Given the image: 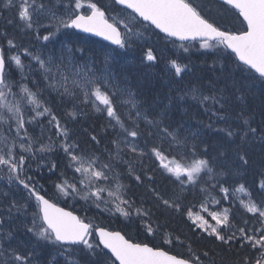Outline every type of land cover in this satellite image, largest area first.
I'll return each instance as SVG.
<instances>
[{
  "label": "snow or ice",
  "instance_id": "snow-or-ice-1",
  "mask_svg": "<svg viewBox=\"0 0 264 264\" xmlns=\"http://www.w3.org/2000/svg\"><path fill=\"white\" fill-rule=\"evenodd\" d=\"M114 2L123 6L124 10H130L128 19L109 17L97 3H90V11L85 13L81 11V0H74V3L68 0L63 12L52 0H0V8L13 14L12 18L0 16V19L8 25L22 24V32L31 34L34 30L37 41L42 39L53 44L51 49L48 44L41 46L47 49L46 52L33 53L29 47L17 45L7 32L0 37L6 40L9 52L19 48L30 58V62L35 61L43 80L47 81L44 88L39 87L40 80L33 81L36 91L27 84H17L9 78L11 74L8 70L12 64L23 69L21 55L8 56L0 48V126H7V135L0 136V170L7 169L9 184L15 183L28 193L25 203L10 192L0 193V264H38L36 249L40 246L39 241H47L56 249L47 264H59L57 256H66L67 264H205L206 261L207 264H218L215 254L209 250L192 254L187 259L180 258L159 246L136 242L121 231L94 226L85 222L86 218L46 199L35 177L28 175L32 170L31 162L39 161L37 169L47 167L39 154L51 153L53 149V143L42 142V137L33 138L28 132V125L41 116L49 118L48 124L56 132V138H63L60 147L67 159L66 169H71L73 173L71 180L61 173L55 188L64 196L79 195L86 202L91 201L101 212H118L129 219L134 217L152 236L165 227L154 217L183 211L185 185L197 183L202 173L207 174L209 179L224 175L215 171L212 166L214 160H220L222 168H229L233 162L237 167H247L258 151L261 168L257 175L261 177L259 190L262 198L259 202L251 198L247 202L241 201L246 212L253 214L254 225L249 227L245 220L238 226L230 219L227 209L222 214L210 213L215 224H209L203 216H198L193 223L222 245L230 246L238 242L244 250L243 255L238 252L231 261L226 262L221 257L219 264H264V0H208L209 11L212 6H219V19L210 18L203 5L194 6L192 0ZM233 19L239 27L234 24L228 27ZM42 20L49 21L48 25L41 24ZM141 22L179 41H199L201 49L222 47L230 50L229 56L233 58L231 65L223 64L218 75L206 85H194L190 89L193 99H199L202 105L211 102V108L215 109L211 115L224 124V127L216 129L223 136L212 146L215 151L213 157L206 158L209 157V145L199 138V131L190 135L188 128L170 118L167 106L156 113L155 100L149 102L145 98L137 101L134 94L128 91V98L120 103L131 104L136 109L135 117H130L133 119L132 127H125L120 119L117 96L125 93L115 89L112 83L114 76L109 71L112 66L109 60L114 63L121 56L119 49H131L142 38L135 28ZM53 27L55 31L50 30ZM61 29L93 33L116 48L78 49L71 34L65 33L63 38L57 35ZM40 31L46 34L41 37ZM65 40L68 42L65 43ZM56 44H59L58 48ZM77 51L89 52L90 56L76 57ZM144 59L156 60L151 48ZM170 64L177 75L187 68L176 60H171ZM17 87L18 91H14ZM205 88L210 91L209 95L204 94ZM48 89L58 94L61 103L72 105L71 110H65V116L73 120L82 115L81 108L106 113L110 123L115 120L124 136L122 141H111L116 146V152L105 149L108 156L103 158L96 152L81 149L79 142L70 143V129L61 123V117L49 106V101L42 98ZM257 97L260 100L258 106L249 103ZM205 111H210L209 107L206 106ZM140 120L145 124L144 129L137 123ZM208 127L211 128V124ZM84 136L86 143L100 144L94 130L89 133L85 129ZM140 138L144 139L145 148L149 144L151 147L147 152H139L140 167L137 168L133 162L123 160L120 144L123 143L130 153H137L138 145L134 141ZM37 144L39 147H36ZM145 156L154 158L153 162L158 161L159 169L168 173L169 178L175 177L179 181L178 188L161 189L154 175L158 169L145 165ZM121 163L128 165L127 173L118 170ZM57 167V163L52 161L49 171ZM125 178L134 179L136 185L144 189L145 198L139 205L135 200L126 198L129 185L122 182ZM216 186L225 194L229 192L223 185H213ZM239 190H244L243 186ZM104 192L108 193V198L102 196ZM32 198L37 201L39 211L33 215L31 226L18 223L20 214L26 215L30 207L28 201ZM145 203L150 207H145ZM187 215L191 217V210ZM20 227H23L27 239L19 238ZM32 236L37 238L36 241L32 240ZM165 237V243H172L170 234L165 233ZM176 240L183 243L179 236ZM189 252H192L190 244ZM74 255H80V260L72 259Z\"/></svg>",
  "mask_w": 264,
  "mask_h": 264
},
{
  "label": "trees",
  "instance_id": "trees-1",
  "mask_svg": "<svg viewBox=\"0 0 264 264\" xmlns=\"http://www.w3.org/2000/svg\"><path fill=\"white\" fill-rule=\"evenodd\" d=\"M97 3L107 14L117 13L123 9L118 7L114 0H90ZM195 5H203L205 13L210 18L219 19L217 15L219 6L214 5L209 11L208 0H192ZM4 17L12 18V12L1 10ZM231 15V14H229ZM239 27L238 22L233 19L232 24L228 27ZM14 27V26H12ZM11 27V28H12ZM143 29L147 33L146 40H138L131 49H119L121 56L113 61L110 59L109 63L112 65L109 71L114 76L116 88H125L126 90L133 92L137 101H142L145 98L151 102L155 100L157 103L156 113L160 109L167 106L170 112V118L177 124H182L189 129V134L199 131L200 139H203L209 145V157L215 155L213 145L216 141L223 136V133H218L216 129L224 127V124L218 122L215 117L211 115V111L215 109L211 108V102H206L202 105L199 99H193L190 89L194 85H206L210 79L218 75L219 70L223 64L231 65L232 57L229 56V51L220 47L201 49L199 41L186 42L180 44L175 40H171L163 36L156 31L152 26L140 23L136 26ZM9 31L11 34L14 32ZM84 36V41L76 42V48H84L91 50H102L106 47L116 48V46H110L105 42H101L93 37ZM172 45L180 46L179 50L171 49ZM56 46V45H55ZM33 53L44 51L47 49L38 48L36 45L28 46ZM151 48L153 55L156 57L154 61H148L144 59L147 50ZM187 48L188 51H184ZM16 50V49H13ZM12 52V51H11ZM9 54V53H8ZM77 57L81 55L90 56L89 52L81 53L75 52ZM176 60L182 67L187 65V68L180 74L175 73V69L171 66L170 61ZM23 63H28L30 60L27 56H24ZM102 64V57H101ZM33 66H36L33 65ZM96 67H100L97 65ZM43 88V86H39ZM37 90V88H36ZM204 94L209 95L210 91L205 88ZM58 94L49 89L44 93L43 99L49 101V106L53 107L54 112L61 117L63 124L70 129L71 140L70 142H79L81 149H86L92 152H96L103 158H107L108 149L115 153L116 147L111 143L113 139H121L124 137L121 133L119 125L113 120L107 117L106 113L100 114L91 111L88 108H81L82 115H79L77 119L73 120L65 116L66 109L72 107L71 104L61 103L58 98ZM183 97V99H181ZM250 104L258 106L260 103L259 97L255 100H250ZM209 107L210 111H205V107ZM218 107V106H217ZM119 116L124 122L125 127H132L131 120L127 118V113L123 111V106H117ZM239 111V109H237ZM151 119L152 116H149ZM211 124V128L208 125ZM140 128L144 129L145 124L143 120L140 121ZM115 126V127H113ZM235 127V125H233ZM87 129L89 133L97 134V138L100 140V144L86 143L84 130ZM138 145L137 153H130L126 147L120 148V155L123 160L130 161L135 164L137 168L139 164V152L141 150L147 152L148 148L144 147V139L140 138L134 141ZM51 153H47L41 158L47 163V167L42 169L36 168V163L39 161L31 162L32 170L28 173L35 177L40 186L42 195L47 198H54L57 189L55 184L60 182L58 178L61 173H65V176L71 179L73 173L71 169H66L67 159L60 144ZM165 147L167 145L165 144ZM203 148V145H201ZM177 151H183L178 149ZM148 157V158H147ZM260 155L257 151L253 156L250 164L247 167H237L235 162L229 165V168H222L220 160L213 161V167L217 173L223 172L224 175H218L213 179H209L205 173L198 177V182L192 185H185V192L182 197V212H172L170 215L154 217L165 225L159 232L170 234L173 239L172 243L168 245L163 240L160 243H156L155 239L140 225L138 219H126L122 216L106 215L99 209H96L91 201H83L79 196H68V198H62L61 205L71 210H75L81 218H86L85 221L93 223L94 226H100L107 229L118 230L121 233L126 234L127 237H131L136 242L148 243L150 246H159L162 249L171 252L178 257L185 259L190 258L192 254H201L205 250H209L210 253L215 254V258L218 261L222 257L226 262L234 260L237 253L243 255L244 250L240 248L238 242H233L232 245H222L219 241H216L213 237H210L208 232L200 230L194 220L198 216H203L208 220L209 224H215L210 213L217 212L223 213L224 210H228V214L233 223L238 226L242 225L246 220L249 227L255 223L253 214L247 213L241 206V201L247 202L250 198L259 202L262 198V192L259 190V184L261 177L257 175L261 168ZM55 161L58 167L50 172L51 162ZM154 158L149 156L143 157V162L154 169H158L155 172V179L157 185L161 188L175 189L179 186V181L175 180V177H170L169 174L164 172L163 169H159V162H153ZM119 163V162H118ZM127 164H120L119 171L127 173ZM186 179V178H185ZM124 184L129 185L128 197L135 200L137 205L144 199V189L138 187L134 179H123ZM213 185H223L228 188L227 194L221 192L220 187ZM243 186L244 190H239ZM206 189V191H205ZM250 194V196H249ZM36 202V200H34ZM34 205V204H33ZM145 207H150L145 203ZM207 208V211L204 209ZM191 210V217L187 215ZM153 211H155L153 209ZM259 227V224H255ZM179 236L181 242H177L176 237ZM33 241H36L34 239ZM40 246L36 249L39 264H47V252L49 249L47 241H39ZM179 244V249L177 245ZM189 244L191 245L192 252H189ZM74 258L80 260V255H74ZM212 256L210 255V259ZM83 264V262H82ZM207 264V261L205 262Z\"/></svg>",
  "mask_w": 264,
  "mask_h": 264
},
{
  "label": "rangeland",
  "instance_id": "rangeland-1",
  "mask_svg": "<svg viewBox=\"0 0 264 264\" xmlns=\"http://www.w3.org/2000/svg\"><path fill=\"white\" fill-rule=\"evenodd\" d=\"M59 1L60 0H57V2H59ZM64 1H65V5H66L68 3V0H64ZM81 3L83 5V8L81 9V11H83V12L84 11H88L89 12L88 5L90 3H94V2H92L90 0H81ZM62 4L63 3H60V5H62ZM2 9L3 8H0V10H2ZM112 14H113L112 16L116 17L117 19H128L129 18L128 17V11H126V10L122 11V12L112 13ZM137 25H139V24L135 25L136 30H138L142 34V38L140 40H145L147 38V33L143 29L137 28L136 27ZM16 30H17V26L11 28L12 32H14ZM36 46L38 48H41L40 45H36ZM55 47L58 48L59 44H56ZM179 48H181V47L177 46V45H172L171 46V49L176 50V51L179 50ZM14 54L24 55L23 52H20V53L19 52H15V50H13L12 52H9V54H7V55L11 56V55H14ZM75 56L77 57V55H75ZM27 58L30 60L29 57H27ZM22 60H23V58H21V61ZM79 62L83 63V61H79ZM22 64L24 65L22 70L20 68H17L15 64L11 65L10 69L8 70L10 72V74H11L9 78L12 79V80H15L17 82V84H20V83L27 84L28 87L31 88L33 91H36V87L33 85V81L40 80L39 86H43V88H44L46 86V84H47V81L43 80L42 74L40 73L39 67L36 64V62L35 61H31V62H28V63H23V61H22ZM35 64H36V66H33ZM112 83L115 86L114 79H113ZM116 87L117 86H115V89L124 90V93H125L123 96H117V105L116 106H118V105H119V107L123 106V111H125V113H127V118H129V119H130V117L134 118L135 115H136V109H133L131 104L122 105L120 103L121 100L128 98V96H127L128 90H126L125 88H119V87L116 88ZM49 90L51 91V89H49ZM14 91H18V87L14 88ZM131 93H133V92H131ZM134 96H135V94H134ZM68 110H71V108L68 109ZM117 111H118V109H117ZM64 114H65V112H64ZM118 114H119V112H118ZM29 115H34V113H30ZM48 119L49 118L47 116L37 117L35 121H33L30 125H28V132L33 138L42 137V142L53 143V149H54L56 147L55 145L61 144V140L63 138L62 137L60 139L56 138V132L49 126ZM130 120H131V123L133 124V119H130ZM113 121L115 122V120H113ZM140 121H137V123L140 124ZM61 123H62V121H61ZM3 135H7V126L6 125L0 126V136H3ZM49 137H52L51 141L49 140ZM123 139H124V137H122L120 140L122 141ZM131 139L132 138H129V140H131ZM36 147H39V144H37ZM114 147H116V146L114 145ZM122 147H126V146L123 143H121L120 144V148H122ZM39 155L40 156H44L46 154H39ZM77 176H78V174H77ZM4 192H10L12 194H15V197L17 199H19L21 203H25V201H26V199L28 197L27 191L22 190V188H18V186L15 183L9 184L8 176H7V169L0 170V193H4ZM102 196H104L105 198H108V193L104 192V193H102ZM79 197H80L81 200H83L81 198V196H79ZM11 198H12V196L10 195L9 199H11ZM62 198H68V196L62 195L57 190V193H56V195H55V197L53 199L55 201L61 203L60 201H62ZM34 200L35 199L32 198L30 201H28V203H30V207L27 208L26 215L25 214H20L18 223L27 224V225L31 226L33 215L39 211V209L37 207V201L34 202ZM83 201H85V200H83ZM0 207H2V206H0ZM101 207H103V205H101ZM104 214H106L108 216L109 215H111V216H115V215L122 216L118 212H104ZM122 217H124V216H122ZM124 218H126V217H124ZM126 219H129V218H126ZM19 231H18L19 238L27 239V237L24 235L23 227H20ZM152 237H153V239H155L156 243H160V241H162V240L165 242V239H166L164 232H159L155 236H152ZM31 238H32V240L37 239L34 236H32ZM169 244L170 243H168V245ZM176 248L179 249V244L177 245ZM55 252H56V249H54L53 246L50 245L49 249H48V252L46 254L47 255L46 257L48 258L47 261H49L51 259L52 255H54ZM72 259H76L77 260V258H74V256L72 257ZM57 260L59 261V264H67L66 256H57ZM38 264H39V261H38Z\"/></svg>",
  "mask_w": 264,
  "mask_h": 264
},
{
  "label": "flooded vegetation",
  "instance_id": "flooded-vegetation-1",
  "mask_svg": "<svg viewBox=\"0 0 264 264\" xmlns=\"http://www.w3.org/2000/svg\"><path fill=\"white\" fill-rule=\"evenodd\" d=\"M74 2V0H73ZM52 3L54 5H57L59 7L60 12H63L64 10V5H65V1L64 0H60L59 2H57V0H52ZM60 3H63L62 5H60ZM104 10V9H102ZM1 11V10H0ZM90 11V10H89ZM122 11H125L124 9ZM122 11H118V12H122ZM85 13H87L88 11H84ZM107 14V13H106ZM109 17H113L111 14H107ZM0 16L4 17V14L2 12H0ZM49 21L47 20H42L41 24L43 25H48ZM142 23V22H141ZM12 26H17V30L14 32V34H11V32L9 31V29ZM23 27L22 24L19 23H14L12 25H8L4 20L0 19V37L3 36L4 32H7L9 34V38H14L17 45H23V46H32V45H40V47L44 44H48V48L51 49L53 44L43 41L41 40H36V33L33 30V32L31 34L22 32L20 29ZM50 30L55 31V28H51ZM65 33H69L71 34V38L73 41L78 42V41H84V34L80 33V32H75L74 29H61L59 33H57L58 36H61L62 38L64 37ZM46 33L44 31H40L39 35L42 37L43 35H45ZM148 37V36H147ZM55 40V37L53 38ZM146 40V39H145ZM68 41L65 40V43H67ZM0 47H2L5 50L6 55L9 53L8 51V46L6 43V40L3 38H0ZM44 50V49H43ZM13 51V50H12ZM15 52H22L20 51L19 48H17L15 50ZM25 55H21V58H24Z\"/></svg>",
  "mask_w": 264,
  "mask_h": 264
},
{
  "label": "water",
  "instance_id": "water-1",
  "mask_svg": "<svg viewBox=\"0 0 264 264\" xmlns=\"http://www.w3.org/2000/svg\"><path fill=\"white\" fill-rule=\"evenodd\" d=\"M118 6H120V7H123V6H121V5H118ZM124 8V7H123ZM130 11V10H129ZM153 27V26H152ZM154 28V27H153ZM159 33H161V34H163L165 37H167L168 39H173V40H175V41H177V42H179V43H184V42H190V41H179L178 39H176V38H172V37H168L166 34H164V33H162V32H160L158 29H156ZM74 31L75 32H80V33H82V34H85V35H87V36H91V37H94V38H96V39H98L99 41H103V42H106L107 44H109L110 46H115V45H111L110 44V42L109 41H106V40H104L102 37H99V36H96L95 34H93V33H85V32H83V31H81V30H77V29H74ZM1 48V47H0ZM229 52H230V50H228ZM46 199H49V198H47V197H45ZM52 203H55L58 207H61V208H64L66 211H72L75 215H78L77 214V212H75V211H73V210H71V209H69V208H66V207H64V206H61L59 203H57L56 201H54L53 199H49ZM79 216V215H78ZM87 222V221H86ZM98 227H100V226H98ZM107 230H109V229H107ZM109 231H117V230H109ZM123 234V233H122ZM164 250V249H163ZM166 251V250H165ZM168 252V251H167ZM169 254H171V255H175V254H173V253H171V252H169ZM181 258H183V257H181Z\"/></svg>",
  "mask_w": 264,
  "mask_h": 264
},
{
  "label": "bare ground",
  "instance_id": "bare-ground-1",
  "mask_svg": "<svg viewBox=\"0 0 264 264\" xmlns=\"http://www.w3.org/2000/svg\"><path fill=\"white\" fill-rule=\"evenodd\" d=\"M40 133V132H39ZM37 134V133H36ZM39 136V135H38ZM42 136V135H41ZM148 158V157H147ZM20 232V231H19Z\"/></svg>",
  "mask_w": 264,
  "mask_h": 264
}]
</instances>
